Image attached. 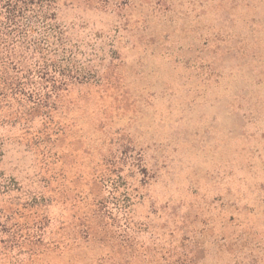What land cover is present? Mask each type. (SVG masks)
Wrapping results in <instances>:
<instances>
[{
  "label": "rangeland",
  "instance_id": "1",
  "mask_svg": "<svg viewBox=\"0 0 264 264\" xmlns=\"http://www.w3.org/2000/svg\"><path fill=\"white\" fill-rule=\"evenodd\" d=\"M45 2L57 73L0 96V264H264V0Z\"/></svg>",
  "mask_w": 264,
  "mask_h": 264
},
{
  "label": "trees",
  "instance_id": "2",
  "mask_svg": "<svg viewBox=\"0 0 264 264\" xmlns=\"http://www.w3.org/2000/svg\"><path fill=\"white\" fill-rule=\"evenodd\" d=\"M45 1L0 0V96L33 92L31 80L57 73L58 30Z\"/></svg>",
  "mask_w": 264,
  "mask_h": 264
}]
</instances>
